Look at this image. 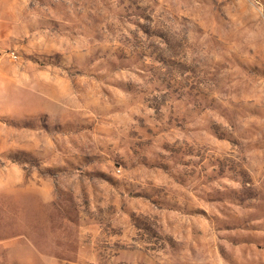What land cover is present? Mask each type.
Here are the masks:
<instances>
[{"label": "rangeland", "instance_id": "rangeland-1", "mask_svg": "<svg viewBox=\"0 0 264 264\" xmlns=\"http://www.w3.org/2000/svg\"><path fill=\"white\" fill-rule=\"evenodd\" d=\"M0 264H264V0H0Z\"/></svg>", "mask_w": 264, "mask_h": 264}, {"label": "bare ground", "instance_id": "bare-ground-1", "mask_svg": "<svg viewBox=\"0 0 264 264\" xmlns=\"http://www.w3.org/2000/svg\"><path fill=\"white\" fill-rule=\"evenodd\" d=\"M4 29H6V27L2 26Z\"/></svg>", "mask_w": 264, "mask_h": 264}, {"label": "built area", "instance_id": "built-area-1", "mask_svg": "<svg viewBox=\"0 0 264 264\" xmlns=\"http://www.w3.org/2000/svg\"><path fill=\"white\" fill-rule=\"evenodd\" d=\"M15 58V57H14Z\"/></svg>", "mask_w": 264, "mask_h": 264}]
</instances>
